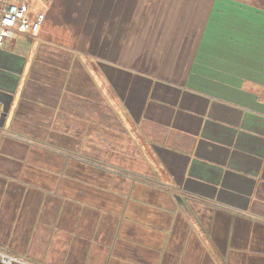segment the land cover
I'll return each mask as SVG.
<instances>
[{"label":"crops","instance_id":"crops-1","mask_svg":"<svg viewBox=\"0 0 264 264\" xmlns=\"http://www.w3.org/2000/svg\"><path fill=\"white\" fill-rule=\"evenodd\" d=\"M38 8L0 47V250L264 264V0Z\"/></svg>","mask_w":264,"mask_h":264},{"label":"built area","instance_id":"built-area-1","mask_svg":"<svg viewBox=\"0 0 264 264\" xmlns=\"http://www.w3.org/2000/svg\"><path fill=\"white\" fill-rule=\"evenodd\" d=\"M49 3L51 0H41ZM45 13L35 8L29 0H0V47L20 34L37 32L44 21ZM0 264H27L0 250Z\"/></svg>","mask_w":264,"mask_h":264},{"label":"rangeland","instance_id":"rangeland-1","mask_svg":"<svg viewBox=\"0 0 264 264\" xmlns=\"http://www.w3.org/2000/svg\"><path fill=\"white\" fill-rule=\"evenodd\" d=\"M32 4H33V6L37 9L38 7H41V5H42V2H41V0H29Z\"/></svg>","mask_w":264,"mask_h":264}]
</instances>
